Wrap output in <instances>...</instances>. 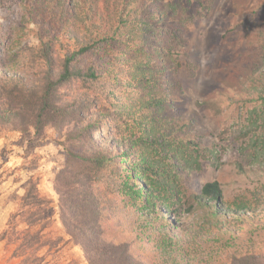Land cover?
I'll return each mask as SVG.
<instances>
[{"label":"rangeland","instance_id":"1","mask_svg":"<svg viewBox=\"0 0 264 264\" xmlns=\"http://www.w3.org/2000/svg\"><path fill=\"white\" fill-rule=\"evenodd\" d=\"M163 1L157 12L161 2L154 0H0L5 54H17L23 70L30 59L25 51L42 41L55 45L60 56L87 38L99 44L106 38L99 53L116 82L100 96L97 111L112 115L121 129L118 137L140 141L153 164L181 171L177 182L185 209L206 183L219 182L227 220L219 238L232 240L231 251L263 250L264 145L259 143L262 151L256 153L252 137H263L264 129L252 113L261 111L264 96V0ZM143 60L151 78L147 83L137 75ZM149 102L161 106L145 107ZM70 128L50 125L41 136L0 129V264H88L84 250L65 233L56 175L67 167L69 174L107 175L70 158L65 136ZM179 141L191 142L182 150L198 148L199 157L192 153L188 163L180 155L166 157L168 144ZM31 184L51 201L45 221L31 228L45 242L35 263L27 260L32 250L18 251L28 225L17 214ZM208 212L193 205L177 229L201 254L193 264L228 260V252L212 243L217 230L198 227L210 218ZM13 226L21 236L11 241L3 235Z\"/></svg>","mask_w":264,"mask_h":264},{"label":"trees","instance_id":"2","mask_svg":"<svg viewBox=\"0 0 264 264\" xmlns=\"http://www.w3.org/2000/svg\"><path fill=\"white\" fill-rule=\"evenodd\" d=\"M154 1L161 2L155 10L158 12L164 1ZM161 13L157 15L159 19L163 17ZM106 40L102 38L99 44L87 38L76 44L74 50L60 56L56 54L55 45L42 41L39 47L25 51L30 59L21 70L18 55L5 54V34L0 28V129L10 128L22 133L33 130L41 136L50 125L59 130L71 127L65 133L70 158L94 167L95 174L103 171L107 175L104 178L69 174V167L56 175L55 190L66 235L84 250L88 264H193L200 260L201 254L190 248L191 241L177 229L181 227L183 215L190 213L195 205L209 209L207 223L203 220L198 227L204 229L208 225L216 229L212 243L228 252V260L217 264H264V249L231 251L232 240L222 242L219 238L227 222L225 216L222 217L223 191L219 182L206 183L201 193L193 196L194 204L185 209V198L177 182L181 171L176 167L164 170L165 167L153 164L142 152L140 141L118 137L121 129L112 122V115L97 111L100 96L116 82L112 77L113 69L109 71L108 61L104 62L105 58L99 53ZM142 65L144 67L137 68V75L147 83L151 80L146 71L147 62L143 60ZM77 84H80L78 91L72 93ZM260 99L261 111H253L252 115L253 120L260 123L259 128L264 129V96ZM160 103L149 102L145 107L157 108ZM150 133H154V129ZM253 138L255 152L261 153L264 136ZM179 142L174 146L167 143L166 157L180 155L186 163L193 158L192 153H196V159L199 157L198 148L193 147L191 153L182 150L193 145L191 142ZM157 143L164 141L157 140ZM22 201L17 216L25 218L28 229L21 233L18 251L26 254L32 250L27 260L35 263L40 260L36 252L45 242L40 232L32 233L31 228L45 221L51 201L44 199L34 184L27 189ZM237 214L232 213L234 218ZM212 219L216 220L215 225ZM15 227L10 234L7 230L3 237L8 236L11 241L16 235L20 237ZM127 235L133 240H128ZM232 239H236V235Z\"/></svg>","mask_w":264,"mask_h":264}]
</instances>
